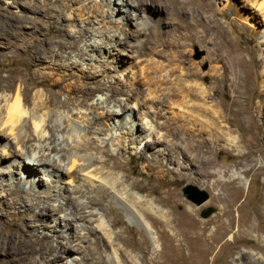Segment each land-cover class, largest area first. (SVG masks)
Returning <instances> with one entry per match:
<instances>
[{
	"label": "bare ground",
	"instance_id": "obj_1",
	"mask_svg": "<svg viewBox=\"0 0 264 264\" xmlns=\"http://www.w3.org/2000/svg\"><path fill=\"white\" fill-rule=\"evenodd\" d=\"M8 1L0 0V38L13 45L14 53L10 55L12 59L19 58V63L31 68L28 80H31V85L37 90L30 103L25 92V76L10 74L8 83L0 84V91L4 92L0 93V191H5L2 199L6 200L0 213V251L12 248V252L23 256L28 264H43L45 256L51 251L73 256L72 238L68 229L80 228L89 232L93 228L86 220L97 209L99 201L90 195L92 189H97L96 191L106 193L108 198L123 205L129 216L143 221L146 231L150 224L144 221V217H147L144 213L148 212V217L156 228L157 239L162 241V250L165 251L164 238L168 236L175 250H189L183 257L184 264H206L208 255L233 222L230 218L227 224L223 219L231 214V207L224 209L213 220L215 228L212 229L208 228L209 221L196 219L195 210L188 206L185 209L186 223L181 225L175 215L170 213L169 216L155 205L154 199L138 194L131 196L125 189L141 187L139 183L134 180L131 184H126L128 175L122 180L118 179L114 172L115 165L109 164V159H114V154H102L106 141L110 139L119 147L125 146L127 140L129 148H138L137 142L143 144V150L152 151L150 157H144L143 167L161 168L160 172L163 173L158 177L165 175L162 158L173 163L181 159L180 166L186 162L195 164L199 161L196 154L203 152L204 143L195 140L196 131H203L208 124L202 120L199 128L194 129L192 125L196 124L199 116L208 117L210 114L205 104V97L209 92L202 85L204 76L197 68V63L191 61L182 42L187 36L197 35L196 27L199 24L190 25L186 22L185 27L176 24L178 30L182 28L188 31L183 33L179 30L180 33L177 34L167 31V38L160 40V9L166 0ZM168 1L170 5L179 4L177 7L188 12L187 0ZM11 7L19 8L20 14L10 11ZM259 7L264 9L263 4ZM231 9L249 30L259 34L264 55V28L255 27V16L248 10L247 3H233ZM196 10L204 12L203 9H195L190 12L192 18L195 17ZM11 20L14 22L12 25ZM42 21L46 22L47 29L54 28L53 34H45ZM131 24L134 25V30L130 29ZM152 28L157 30L156 41L160 48H157V42L151 36ZM10 29L12 33H9ZM132 39L139 42L137 46L134 45L132 55L153 54L158 60L141 67L140 73L132 81L118 83L112 71L118 70L125 56L129 55L124 49L113 52L112 48L129 45ZM20 49L22 52H19ZM114 53L118 61H115L114 68L107 69L104 63L108 60L106 57H111ZM233 63L235 70L246 74L242 85H251L247 62L233 56ZM262 72L264 75V67L261 74ZM101 76L109 80L98 87L89 88L91 83L101 81ZM56 87L65 93L63 100H59L58 94L51 92L50 89ZM102 91L109 92L104 100L92 99L95 93ZM144 91H147L148 98L142 97ZM120 94L125 98L117 97ZM149 101L151 104L146 106ZM132 104L138 106L137 110L145 120L149 118L146 120L149 123L146 131H143L146 123L139 125L133 119L123 122L125 117L120 118L123 114L131 115L134 108ZM166 104H176L181 108L173 116L174 123L170 122L173 117L165 115ZM141 107L147 110L142 111ZM223 112L218 111L215 121H210V124L217 125L220 118L226 120L227 112ZM160 131H165L166 134H161ZM182 134L185 137L180 138ZM179 139L185 144L179 145L175 141ZM94 140L99 141V145ZM158 143L163 147H154ZM91 149L101 150L100 154L94 155L90 152ZM5 157L10 165L2 164ZM19 158L21 159L18 160ZM201 163L208 166L210 159L202 157ZM15 169L18 170V176L12 180ZM32 172H40L47 178H40L45 181L36 184ZM66 179L72 185H65ZM218 184L223 189L227 187L226 182L218 181ZM48 189L49 192H45ZM52 195L55 198L51 203L49 199ZM158 197L160 201L168 199L171 207L181 201L175 188L166 197L161 194ZM135 205H139V208ZM14 209L22 214L23 225L16 230L15 235L4 237L3 223L8 216L11 220L15 218ZM49 209L53 213H47ZM103 214L100 215L101 227L105 222ZM49 216L55 222L58 219L63 221L57 234L66 242L60 241L55 246L51 244L54 235L44 230L50 226L47 220ZM241 222L242 217L238 215V227ZM222 227L226 230H220ZM34 230L40 231L42 236L32 239L31 233ZM4 239H7L5 245L2 244ZM150 244L155 248L157 243H151L150 238V243L147 240L146 246L149 247ZM164 251L159 254V258L160 255L164 256ZM124 252L125 250H120L119 254H108L107 258L113 261L112 264L123 263ZM56 255L57 253L55 257ZM140 259V262L137 260L133 264H148L144 250ZM81 260L74 257L72 263L81 264ZM163 263L165 264L158 261V264ZM263 263L262 257L255 259V264Z\"/></svg>",
	"mask_w": 264,
	"mask_h": 264
},
{
	"label": "rangeland",
	"instance_id": "obj_2",
	"mask_svg": "<svg viewBox=\"0 0 264 264\" xmlns=\"http://www.w3.org/2000/svg\"><path fill=\"white\" fill-rule=\"evenodd\" d=\"M187 1V13L177 7L179 4L174 6L173 4L170 5L168 0L163 2L162 9H160L162 23L158 25V38L160 40L166 39L167 31L176 34L180 33L179 30L183 33H186V30L188 31V29L182 30V28L178 30L176 24H180L182 27H185L186 22L190 25L193 23L199 24L196 27L197 35L195 37L187 36L186 40L182 41L183 48L189 52V58H191V61L197 63V68L201 71V75L204 76L202 85L209 92L208 96L205 97V104L208 108L207 112L210 114H208V117L199 116V119H196V124L192 125L194 129L199 128L202 120L208 124L203 128V131L200 130L201 132L195 130L197 134L195 140L197 139L196 141L204 143V148L202 147L203 152L196 154V158L199 161L195 164L186 162L185 165L180 166L179 161L181 159L173 163L162 158V168H164L165 175L164 177H158L163 173L160 172L161 168L155 166L145 169L143 167V162L145 163L144 157H150L152 153L150 150H143V144L137 142L138 148H129L130 145L127 140L125 143L128 146L125 144V146L119 147L110 139L106 141L107 143H105L106 145L102 149L104 151L102 154H114L115 157L114 159L110 157L109 164L115 165L116 169L114 172L118 179L122 180L128 175L126 184H131L134 180L139 183L141 187H137L136 189L127 187L125 189L131 196L138 194L154 199L155 205L162 208L169 216L170 213L175 215L178 223L181 225L186 223L185 219H187V215L185 214V209L188 206L195 210L196 219L209 221L208 228L212 229L215 228L213 220L223 213L224 209L227 210L231 207V214L224 216L223 219L227 224L230 218L233 222L224 233V237L217 242L214 249L208 255L206 264H255L256 258L262 257L264 261V94H262L264 93V75L263 72L261 74L264 67V55L263 49H261L263 46L259 34L249 30L245 22L240 21L231 8L233 3L235 4L236 2L247 3L248 10L255 16V27L264 28V9L259 7L260 4L264 6V0ZM8 2H11V0ZM60 6L62 7L61 4ZM199 8L203 9L204 12L196 10L195 17L192 18L190 12ZM124 9L127 10L126 7ZM10 11L14 14H20L19 8L11 7ZM41 23L44 25L45 34L50 35L54 33V28H46L47 24L45 21ZM10 24L12 25L14 22L11 20ZM129 27L132 30L135 28L133 24L129 25ZM11 30H9V33H12ZM151 36L156 41V28H152ZM202 37L204 38L203 41L201 40ZM135 40H130L129 45H118L112 48L113 52H117L118 49H124L129 55L125 56L118 70L112 71L118 83L132 81L133 77L140 73L141 67L150 65L153 60H158L153 54L132 55V51L135 49L134 45L137 46L139 44ZM6 41L4 38H0V84H7L8 75L10 74L25 76L27 82L25 89L26 96L29 102L32 103V95L37 89L31 85V80H28L31 68L26 64L19 63L17 61L19 58L15 60L10 57L14 53V47ZM157 48H160L158 42ZM19 52H22V49ZM232 55L243 58L249 65V72L247 73L250 74L251 85H242L246 74L244 71L235 70ZM107 58L108 60L104 62L107 69L112 68L118 61L116 53L111 57L107 56ZM107 80L109 78L104 77L95 84L91 83L89 88L98 87ZM60 89L56 87L50 90L53 94H58L59 100H63L65 93ZM0 93L4 92L0 91ZM107 94H109L107 91L97 92L92 99L102 101L107 97ZM117 97L121 99L125 98L121 94L117 95ZM142 97L148 98L147 91L143 92ZM150 104L151 102L149 101L146 106ZM132 105L134 108L131 115L123 114L124 116L121 115L120 118L125 117L123 122L133 119L139 125L146 123L144 124L146 128H143V131H146L149 127V123L147 124L146 120L149 118L145 120L143 114L138 112V106ZM164 108L166 110L165 115L168 117H173L181 109L176 104H166ZM141 110H147V108L141 107ZM218 111L227 112L225 113L227 116L226 120L220 118L217 125L210 124L212 121H215ZM173 120H175V117L170 122L174 123ZM160 133L164 134L165 131H160ZM183 137H185L184 134L180 138ZM175 141L181 146L185 144L181 139ZM98 143L100 142H95L96 145H99ZM154 147L160 148L163 146L158 143ZM100 151L95 149L90 150L94 155H99ZM180 156L182 157V155ZM202 157L210 159L208 166L201 163ZM115 161L117 164H115ZM2 164L10 165L8 158H3ZM16 171L18 170L15 169L12 180L18 176ZM45 176L41 175L40 172L32 174L36 184L39 182L43 183L45 180L41 181L40 178H47ZM218 181L226 182V189H223L218 184ZM68 184L72 185L66 179L65 185ZM43 186L45 187V185ZM187 186L196 188L200 193L205 192L207 198L200 204L195 203L184 191ZM173 188L176 189L181 201L171 207L168 199L160 201L158 195L161 194V196L166 197ZM96 190L92 189L90 195L99 201L96 204L97 209L95 210V214L89 216L86 220V223L93 226V228L89 232L80 230V228L73 229L71 227V229H68L69 236L72 238L71 252L73 256L68 257L66 253L58 254V251H51L50 254L46 255L47 257L45 256L43 264H73L72 259L74 257L79 260L82 259L79 261L81 264H112L113 261H110L107 255L119 254L120 250H125L123 253V263L120 264H133L137 260V262H140L143 250L148 264H158V261H163L165 264H184L183 257L189 250H175L168 236L164 238L165 251L162 250V241L157 239L158 234L156 233V228L153 226L152 219L148 217L150 216L148 212L144 213V215H147V217H144V221L150 224L149 230L146 231L142 223L143 221H137L133 216H129L123 205L116 202V200L108 198L106 193ZM45 192L48 193L49 189ZM4 194V190L0 191V213L2 207L5 205L4 202H6V200L2 199ZM52 196L49 199L51 203L55 198L54 195ZM135 207L138 209L139 205H135ZM207 209H211V212L203 216V211ZM14 211L15 218L11 220L8 216L3 223L2 229L3 227L4 229L2 233L4 237L10 234L15 235L17 233L16 230L23 225L22 214L18 213L17 209H14ZM47 213L51 214L53 211L49 209ZM102 213H104L103 220L105 221L103 227L100 226V215ZM238 215L242 217L240 227L237 226ZM50 218V216L47 218L50 226L44 230L49 234L53 233L54 236L51 238V244L55 246L60 241L66 242L57 234L63 226V221L61 222L58 219L55 222ZM64 230H67V228H64ZM220 230L224 231L226 228L222 227ZM31 234L32 239L42 236L40 231L35 230ZM150 238L151 243H157L155 244V248L152 244H150L151 247L146 246V241L148 240L150 243ZM6 242L7 239H4L2 244L5 245ZM88 249H90L89 252ZM12 251H14L12 248L10 250L1 249L0 264H28L27 259ZM162 251L165 252L163 254L165 257H161L160 255L159 258V254ZM35 257L37 258L38 255H35ZM116 264L119 263L117 262Z\"/></svg>",
	"mask_w": 264,
	"mask_h": 264
},
{
	"label": "water",
	"instance_id": "obj_3",
	"mask_svg": "<svg viewBox=\"0 0 264 264\" xmlns=\"http://www.w3.org/2000/svg\"><path fill=\"white\" fill-rule=\"evenodd\" d=\"M184 191L187 193L188 197L197 204L202 203L207 198V194L205 192L200 193L196 188L192 186H187ZM210 212L211 209L203 211V216L208 215Z\"/></svg>",
	"mask_w": 264,
	"mask_h": 264
}]
</instances>
